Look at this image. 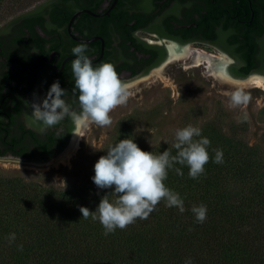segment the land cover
I'll list each match as a JSON object with an SVG mask.
<instances>
[{
	"label": "trees",
	"instance_id": "trees-1",
	"mask_svg": "<svg viewBox=\"0 0 264 264\" xmlns=\"http://www.w3.org/2000/svg\"><path fill=\"white\" fill-rule=\"evenodd\" d=\"M214 1L224 3L205 0L210 6ZM261 3L253 0L259 17L255 15L252 23L247 20L246 4L249 12H238V27L218 35L217 41L236 60L230 67L236 77L264 73V27L257 10L264 8ZM156 116L154 109L124 119L87 172L66 187L53 181L42 183L38 176L0 172V264H264V132L258 142L251 143L246 118L227 123V115L220 112L201 127L190 116L179 126L198 127L201 138L210 141L209 162L197 179L189 177L186 165L168 169L164 183L184 201L183 213L162 200L147 219L137 218L107 236L99 220L82 217L80 207L94 212L104 195L115 199L110 194L114 189H99L92 180L94 165L109 146L133 139L142 151L158 155L168 150L176 155L175 132L153 145L142 136L144 122ZM43 137L29 118L24 127V155L49 146ZM12 144L11 149L20 146ZM215 149L222 150V163L214 162ZM201 204L207 209L203 223L191 211ZM12 233L16 238L10 242L7 237Z\"/></svg>",
	"mask_w": 264,
	"mask_h": 264
},
{
	"label": "flooded vegetation",
	"instance_id": "flooded-vegetation-1",
	"mask_svg": "<svg viewBox=\"0 0 264 264\" xmlns=\"http://www.w3.org/2000/svg\"><path fill=\"white\" fill-rule=\"evenodd\" d=\"M227 1L210 6L205 0H37L24 8V0H8L17 6L0 16V160H47L72 139L77 146L86 127L77 130L65 118L43 133V125L36 123L42 142L50 145L24 155V127L30 118L25 101L40 103L59 81L66 91L63 99L79 110L73 94V47L86 44L93 66L111 63L119 78L131 84L166 61L170 44H202L226 52L217 41L220 31L238 27L242 9L244 15L250 11L249 23L259 17L253 0ZM257 10L264 27V8ZM12 143L20 146L11 149Z\"/></svg>",
	"mask_w": 264,
	"mask_h": 264
},
{
	"label": "clouds",
	"instance_id": "clouds-1",
	"mask_svg": "<svg viewBox=\"0 0 264 264\" xmlns=\"http://www.w3.org/2000/svg\"><path fill=\"white\" fill-rule=\"evenodd\" d=\"M71 52L75 57L71 63L75 83L73 94L77 96L79 110H73L63 99L66 91L60 87L59 81L54 82L40 103L25 101L32 122L43 125L39 129L41 133L65 118H70L77 130L92 124L111 126L113 121L110 113L125 105L129 99V85L119 78L111 63L93 66L92 60L86 55L87 45L83 43L73 47ZM252 79L264 78L254 76ZM225 95L228 96L229 107L247 105L250 100L249 95L239 89ZM149 132L154 134L155 130L150 129ZM175 141L173 147L176 155L168 150L158 155L142 151L133 139L119 140L109 146L106 155L100 156L95 163L92 180L99 189H114L110 194L115 199L110 201L109 194L104 195L94 212L80 207L82 217L88 219L91 216L92 220H99L107 236L117 228L125 229L137 218L147 219L162 200L167 207H176L183 213L184 201L164 183L168 169L174 164L186 165L189 177L197 179L209 162L207 147L210 141L206 137L201 138V129L192 125L177 129ZM214 151V162L222 163V150ZM175 171L177 175H183L179 168ZM191 211L197 222L205 221V205L194 206ZM15 238L14 233L7 237L10 242ZM187 264H191V261Z\"/></svg>",
	"mask_w": 264,
	"mask_h": 264
},
{
	"label": "rangeland",
	"instance_id": "rangeland-1",
	"mask_svg": "<svg viewBox=\"0 0 264 264\" xmlns=\"http://www.w3.org/2000/svg\"><path fill=\"white\" fill-rule=\"evenodd\" d=\"M2 1L0 16L5 18L17 5L9 4L8 0ZM36 1L24 0V8ZM191 47L222 56L219 51L206 45L192 44ZM156 70H161V74L156 75ZM128 85L129 99L125 105L110 113L113 121L111 126H87L68 163L60 161L48 168H38L1 160L0 172L26 177L38 176L42 183L53 181L59 187H66L87 172L98 152L113 136L116 126L134 112L157 110V116L145 121L142 126V136L151 145L167 139L188 116L196 126L201 127L220 112L227 115V123L246 118L250 126L248 139L251 143L258 142L264 132V87L224 82L211 76L205 66H193L189 60L172 62L164 69L159 67ZM238 89L249 95L250 100L247 105L229 107L225 93ZM150 129L155 130L154 134L149 132Z\"/></svg>",
	"mask_w": 264,
	"mask_h": 264
},
{
	"label": "bare ground",
	"instance_id": "bare-ground-1",
	"mask_svg": "<svg viewBox=\"0 0 264 264\" xmlns=\"http://www.w3.org/2000/svg\"><path fill=\"white\" fill-rule=\"evenodd\" d=\"M169 53H170V57H169L170 61L173 60V61H186L187 62L189 60V62H191L193 66H197V67L205 66L207 72L210 73L211 76L217 79H220L224 82H230L232 84L240 85V86L254 85L257 87H264V79L258 80V79H252V77L244 81H236V80L230 79L225 72V64L227 63L228 60L223 55L218 56L215 54H210L203 50H197L191 46L184 48L180 52H176L175 45L173 44L169 45ZM154 73L156 75H160L161 70H156ZM261 78H264V77H261ZM69 158L70 156L63 157L62 163H68Z\"/></svg>",
	"mask_w": 264,
	"mask_h": 264
},
{
	"label": "water",
	"instance_id": "water-1",
	"mask_svg": "<svg viewBox=\"0 0 264 264\" xmlns=\"http://www.w3.org/2000/svg\"><path fill=\"white\" fill-rule=\"evenodd\" d=\"M74 18H75V16L73 17V19ZM173 45H175V51L176 52H180L184 48L191 46L190 44H186L182 47H179V45L176 43H174ZM218 51L228 60L227 63L225 64V72L230 79L236 80V81H244V80H247L248 78L254 77V76L264 77V74H262V73H252V74H250L244 78H240V77H236V76L232 75V73L230 72V67L235 63V59L232 56H230L228 53H226L225 51H222V50H218ZM169 57H170V53L168 54V58L166 59V61H164L159 67L164 69L170 63L175 62L173 60L170 61ZM75 142H76V140L72 139L70 141V143L62 151H60L57 155H55L54 157H52L50 159L44 160V161L27 160V159H3V161H15L17 163H20V164L26 165V166L28 165V166H32V167H38V168H48L50 166H53V165L59 163L60 161H63L62 160L63 157H68V156L71 157L72 153H74V150L76 149Z\"/></svg>",
	"mask_w": 264,
	"mask_h": 264
}]
</instances>
